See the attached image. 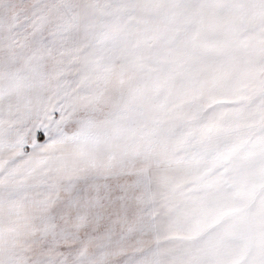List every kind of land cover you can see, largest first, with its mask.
Wrapping results in <instances>:
<instances>
[{
	"label": "snow or ice",
	"instance_id": "6c2138e0",
	"mask_svg": "<svg viewBox=\"0 0 264 264\" xmlns=\"http://www.w3.org/2000/svg\"><path fill=\"white\" fill-rule=\"evenodd\" d=\"M0 264H264V0H0Z\"/></svg>",
	"mask_w": 264,
	"mask_h": 264
}]
</instances>
